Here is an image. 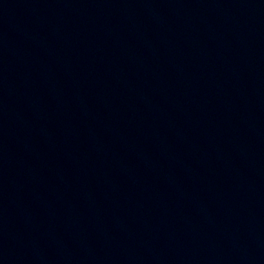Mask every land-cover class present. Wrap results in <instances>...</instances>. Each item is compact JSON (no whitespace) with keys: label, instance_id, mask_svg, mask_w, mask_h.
Returning a JSON list of instances; mask_svg holds the SVG:
<instances>
[{"label":"water","instance_id":"1","mask_svg":"<svg viewBox=\"0 0 264 264\" xmlns=\"http://www.w3.org/2000/svg\"><path fill=\"white\" fill-rule=\"evenodd\" d=\"M0 264H264V0H0Z\"/></svg>","mask_w":264,"mask_h":264}]
</instances>
